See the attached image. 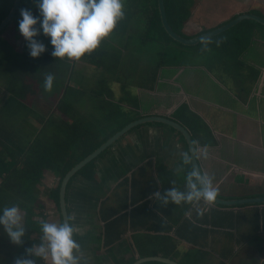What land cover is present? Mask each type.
Here are the masks:
<instances>
[{
    "label": "crops",
    "instance_id": "obj_1",
    "mask_svg": "<svg viewBox=\"0 0 264 264\" xmlns=\"http://www.w3.org/2000/svg\"><path fill=\"white\" fill-rule=\"evenodd\" d=\"M245 12L264 17V0H196L183 32L197 36ZM249 28L248 31L242 28V33L237 31L241 34L240 43L236 38H231L232 43L224 39L219 42V49L205 43L180 48L176 55L173 46L162 43L151 47L153 43H149L147 51L153 61L148 70L136 74L141 79L135 83L138 91L135 98L128 95L131 90L123 87L126 84L122 78L135 76L139 64L125 67L127 46L122 47L121 53L120 47L110 48L115 39L106 37L103 48L120 52L119 65L105 70L97 65V58L69 60L76 79L72 85L88 90L86 96L74 103L75 116L85 118L80 122L81 130L85 126L93 131L95 118L105 114L106 108H101L90 92L103 77L112 91L110 107L118 106L129 114L124 120L137 115L132 121L149 115L168 116L190 131L195 145L207 146V158L198 156V161L201 170L212 176L218 197L226 200L264 197V28L258 25ZM121 39L134 40L132 47L137 40L129 36ZM242 43L246 45L244 48ZM16 44L22 51L24 38L19 36ZM94 70L103 72L96 78L98 83L94 86L84 83ZM113 86L117 89H112ZM38 91L39 96L27 97L25 101L28 104L24 108L25 127L23 123L16 124L26 135L35 133L33 139L52 114L67 119L65 111L56 110L55 106L49 113L54 103L39 87ZM46 103L49 104L44 106ZM28 112H38L39 116L35 119ZM111 126H116L114 121ZM188 150L185 139L171 127L143 124L96 159L94 181L81 175L73 179L67 191V208L70 223L76 228L74 238L81 245L80 264H118L117 259L128 262L133 257L137 260L142 257L140 250L157 248L159 239L164 237H170L172 244L162 248L170 249L180 259H172L178 263L191 264L192 255H196L200 264H264V203L224 206L201 201L185 211V203L170 202L163 206L155 198H149L157 190L184 188L188 165L182 172H177L176 167L180 152ZM45 202L47 220L63 222L55 203ZM181 217L186 222L183 230H180L183 222L174 223ZM200 227L210 232L205 234ZM182 234L192 239L185 241L180 237ZM107 239L114 243L110 251ZM206 259L209 262L204 263ZM44 262L51 264L50 260Z\"/></svg>",
    "mask_w": 264,
    "mask_h": 264
},
{
    "label": "trees",
    "instance_id": "obj_2",
    "mask_svg": "<svg viewBox=\"0 0 264 264\" xmlns=\"http://www.w3.org/2000/svg\"><path fill=\"white\" fill-rule=\"evenodd\" d=\"M164 1L168 21L174 31L184 37L195 36L184 34L183 27L191 16L192 7L195 5L196 0ZM14 4L15 0H0V24L10 13ZM21 8H31L36 13L32 0H21L13 19L0 32V208L12 204L18 205L24 218L26 234L23 243L16 245L11 243L3 229H0V264H14L17 257L26 254L25 250L27 248L40 243V221L48 219L47 202L41 197L40 186L44 185L48 175H54L58 179V183L53 189H50L49 199L55 203L56 208L61 213L60 183L65 174L117 131L130 123L135 117H138V115L131 118L128 116L127 120H124V117L129 114H124L118 106H115V108L110 107L113 105L110 100L112 91L107 83L108 81L101 77L98 85L92 90L90 89V92L94 96L92 99L101 108H106L104 110L105 114L100 119L95 118L93 131L85 126L84 131H82L80 122L85 118L75 116L74 103L77 99L81 100L82 97L86 96L88 90L84 88L82 90L81 87L72 85L75 78L71 62H69V59L54 58L50 55L51 45L48 44L47 37L39 36L47 48L40 57L32 58L29 56L26 42L23 50L19 51L16 42L20 36L18 20L21 18L19 12ZM124 12V17L117 22L112 33L118 36L122 34V36H129L130 38H134L135 33L137 35L136 41L143 49L144 46L149 48V43H153L151 47L165 43V45L173 46L177 55L178 52L180 53V51H177L180 48H192V46H185L173 40L168 35L161 20L158 0H125ZM142 12H145V18L142 17ZM142 21H146L145 26H142ZM253 25L264 28L262 24L254 21V19L246 18L225 32L205 39L199 44L207 43L214 49H219L218 44L224 39L232 43L231 38H236V41L240 43L242 38L237 31L242 33L244 27L248 31L251 29L249 27H253ZM102 44H104V40L101 41L97 49L80 59L97 58L95 62L105 70L111 69L113 64L119 65L120 52L115 51L113 53L104 50ZM244 46L246 45L242 43L241 48H244ZM114 68L116 69V67ZM49 72L54 74V84L50 91H45L43 89V79L44 75ZM38 87L51 99V102L55 103L54 109L65 111L67 119L56 118L52 114L45 121L46 125L33 139L35 133H31V136L26 135L27 132L19 129L14 123V119L25 110L24 108H27L28 104L25 102L28 99L27 97L39 96ZM113 121L116 126L110 128ZM95 161L96 159L83 167L71 179L68 188L78 175L94 181L96 179ZM170 174L169 172L168 176H171ZM191 205L186 204L185 211ZM182 217L174 221L175 224H179L180 221L184 223L181 224L182 228L180 230H183L186 224ZM206 217H209V214H206ZM107 225L111 227L112 223L108 222ZM202 229L205 234L210 232L205 228ZM180 237L185 241L192 239L183 234ZM109 240L105 241L108 251L114 245ZM158 244L157 248L140 250L139 254L142 257L160 255L180 260L169 252L170 249L164 250L162 248L164 245L167 247L168 244H172L170 237L160 238ZM192 257L194 262L191 261V264H200L198 256L192 255ZM35 259L36 264H45L42 258L35 257ZM135 260L136 258L133 257L128 262L121 259H117V262L118 264H132ZM180 262V264H183V261ZM143 264L165 263L152 261Z\"/></svg>",
    "mask_w": 264,
    "mask_h": 264
},
{
    "label": "clouds",
    "instance_id": "obj_3",
    "mask_svg": "<svg viewBox=\"0 0 264 264\" xmlns=\"http://www.w3.org/2000/svg\"><path fill=\"white\" fill-rule=\"evenodd\" d=\"M36 13L31 8H21L18 31L24 38L28 54L40 57L46 50L45 43L38 39L43 35L51 45L50 55L54 58L78 60L97 49L101 41L114 30L124 15L123 0H32ZM38 25V27H37ZM54 74L46 73L43 89L50 91L54 84ZM207 158V146L193 145L188 151L179 154L176 171L182 172L185 165L189 170L184 174V188L175 186L149 194L161 205L170 202L196 204L213 203L218 190L212 176L201 171L192 161L197 157ZM175 184V181H172ZM198 214L201 209H197ZM0 229L10 242L23 243L26 227L18 205L0 208ZM41 238L38 245L25 250V255L17 257L14 264H36L35 257L50 260L51 264H80V243L74 238L76 228L68 221H40Z\"/></svg>",
    "mask_w": 264,
    "mask_h": 264
},
{
    "label": "water",
    "instance_id": "obj_4",
    "mask_svg": "<svg viewBox=\"0 0 264 264\" xmlns=\"http://www.w3.org/2000/svg\"><path fill=\"white\" fill-rule=\"evenodd\" d=\"M21 0H15V4L13 8L11 9L10 13L7 15V17L1 22L0 24V32L7 26V24L13 19L14 15L16 14L19 4ZM158 7L160 10L161 20L163 23L164 28L166 29V32L168 35L175 41L185 45V46H195L198 45L201 41L211 38L213 36H216L218 34H221L225 32L226 30L234 27L238 23L241 22V20L249 18L254 19V21L262 24L264 26V17L253 13V12H245L237 15L233 19L229 20L228 23L215 28L211 31L202 33L200 35L194 36V37H184L180 34H178L176 31H174V28L170 24L167 18L166 14V8H165V1L164 0H158ZM147 123H161L168 127L173 128L175 131H177L186 141L188 148L190 149L193 145H195V142L192 138V135L190 131L180 122L176 121L173 118H170L168 116H162V115H149V116H143L141 118H138L127 125H125L122 129L117 131L113 136H111L106 142H104L102 145H100L97 149H95L92 153L87 155L84 159H82L80 162H78L75 166H73L63 177L61 183H60V205H61V215L63 217V221L70 222L69 219V213L67 208V191H68V184L71 181V179L88 163L91 161L97 159L101 154H103L107 149H109L114 143H116L118 140H120L123 136H125L127 133H129L132 129L143 125ZM192 163L196 164L198 168H200V164L198 161V157L192 161ZM202 171V170H201ZM215 204L224 205V206H234V205H243V204H254V203H264V197H256V198H242V199H235V200H226L221 197H216L213 201ZM161 262L165 264H180L175 260H172L171 258L165 257V256H147V257H141L138 258L135 262L132 264H143L146 262Z\"/></svg>",
    "mask_w": 264,
    "mask_h": 264
},
{
    "label": "rangeland",
    "instance_id": "obj_5",
    "mask_svg": "<svg viewBox=\"0 0 264 264\" xmlns=\"http://www.w3.org/2000/svg\"><path fill=\"white\" fill-rule=\"evenodd\" d=\"M127 1V0H126ZM123 2H125V0H123ZM201 2V1H200ZM143 13V16L142 17H144L145 18V12H142ZM146 25V21H142V26H145ZM20 36H22L21 34H20ZM121 36H122V34H119V36L117 35V34H115V33H111L110 35H109V38L108 39H115L114 40V42H115V44L113 45H110V48H112V49H114V50H117V48L118 47H120V48H118V49H120L121 50V53H123V50L124 49H122V47L123 48H125V46H127V50H126V54H127V56L125 57V59L126 60H124V66L125 67H128L130 64L132 65V64H134L135 62H137V64H139V68L137 69V70H139L138 72H136L135 73V76H133V77H131L130 75L129 76H125V75H123V77L124 78H122V80H123V83L124 84H126V85H123V87L125 88H127V89H129V90H131V94H129L128 93V95H130V97L131 98H135L136 97V92H138L137 90H136V86H135V83L136 82H138L141 78L139 77V75H141L139 72H141V73H143V71L145 70V69H147L148 70V68H149V66H150V64H152V61H153V56H151L149 53H148V51H147V47L148 46H144V49L142 48V46L140 47L139 46V44H138V42L137 41H135L136 42V44H135V46H133L132 47V45H133V43H134V40L132 41H129V40H127L126 42H124L122 39H121ZM134 38H136L137 37V35H135V33H134ZM117 37H119V38H117ZM136 40V39H135ZM129 46V47H128ZM133 54L134 56H136L135 58H133V57H131L129 54ZM136 55H135V54ZM136 64V63H135ZM136 64V65H137ZM133 66V65H132ZM95 69V68H94ZM96 69H97V67H96ZM103 72L101 71V70H94V74L93 75H91V78L90 77H87V78H85V80H84V83H88V84H90L91 86H94L96 83H98V82H96V78L97 77H99L101 74H102ZM139 74V75H136V74ZM143 81H144V78L142 79ZM0 83H1V80H0ZM113 85H116V84H113ZM112 89H117L116 88V86L114 87L113 86V88ZM119 92H121V89H119ZM123 92H125V91H123ZM117 94V93H116ZM46 94L44 93V96H45ZM118 95V94H117ZM47 96V95H46ZM119 97V96H118ZM47 98L49 99V100H51L48 96H47ZM49 103H46V104H44V106H47ZM55 106V103L54 104H52V107H51V109L48 111L49 113H51L52 111H53V107ZM29 107H31L30 105H29ZM29 114H31V115H33L34 116V118L36 117V116H39V114L37 115V113L38 112H34V113H31V112H28ZM26 114H27V111L26 110H23L22 112H21V114L16 118V119H14L15 121H14V123L15 124H19V123H23V127H25V122H24V118H25V116H26ZM60 114V116H62V114L60 113V112H58L57 113V115H59ZM23 119V120H22ZM36 119V118H35ZM46 181H48V183L46 184V185H41L40 187H41V197L43 198V199H45V201H50V199H48V197H49V191H50V189H53V188H51L52 186L54 187L57 183H58V179L57 178H54L53 177V175H48V178L46 179ZM45 181V182H46ZM22 214V213H21ZM41 220V219H40ZM23 223H24V218H23ZM209 256H210V254H209ZM176 259V258H175ZM177 260V259H176ZM179 261V260H178ZM205 262H209L207 259L204 261V263ZM207 264H209V263H207ZM240 264V263H239Z\"/></svg>",
    "mask_w": 264,
    "mask_h": 264
}]
</instances>
